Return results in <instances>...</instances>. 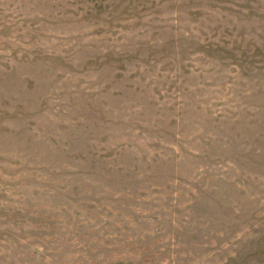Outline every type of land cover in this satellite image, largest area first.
Returning <instances> with one entry per match:
<instances>
[{
  "label": "rangeland",
  "instance_id": "rangeland-1",
  "mask_svg": "<svg viewBox=\"0 0 264 264\" xmlns=\"http://www.w3.org/2000/svg\"><path fill=\"white\" fill-rule=\"evenodd\" d=\"M0 264H264V0H0Z\"/></svg>",
  "mask_w": 264,
  "mask_h": 264
}]
</instances>
